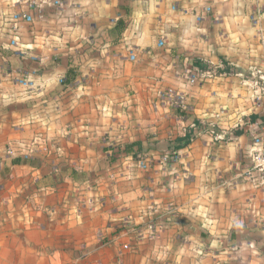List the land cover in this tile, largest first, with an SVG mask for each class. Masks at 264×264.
<instances>
[{"label": "clouds", "instance_id": "clouds-1", "mask_svg": "<svg viewBox=\"0 0 264 264\" xmlns=\"http://www.w3.org/2000/svg\"><path fill=\"white\" fill-rule=\"evenodd\" d=\"M0 264H264V0H0Z\"/></svg>", "mask_w": 264, "mask_h": 264}]
</instances>
